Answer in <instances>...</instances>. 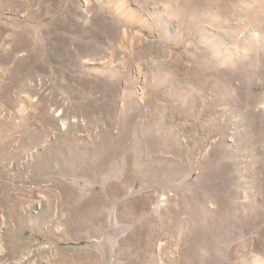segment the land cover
I'll return each instance as SVG.
<instances>
[{
	"label": "rangeland",
	"instance_id": "374dc122",
	"mask_svg": "<svg viewBox=\"0 0 264 264\" xmlns=\"http://www.w3.org/2000/svg\"><path fill=\"white\" fill-rule=\"evenodd\" d=\"M169 5L0 0V264H264V39Z\"/></svg>",
	"mask_w": 264,
	"mask_h": 264
},
{
	"label": "bare ground",
	"instance_id": "6f19581e",
	"mask_svg": "<svg viewBox=\"0 0 264 264\" xmlns=\"http://www.w3.org/2000/svg\"><path fill=\"white\" fill-rule=\"evenodd\" d=\"M193 1H195V0H190L189 4L185 3L186 5H183V4H178L177 3V0H167L168 4L172 5L171 7L169 5L170 10H169L168 14H170V16H171V12L174 9V11L172 12L171 18L172 17H174V18H185V21H183L181 23L182 24L181 27L183 29L182 30V36L185 39L194 40L196 43H198V45H203V49H204V52L203 53H205L206 50H207V54H204L203 56L206 55V57H208L210 61L213 60L215 62V65L216 64L217 65H220V64H223V63H226V62H229L230 63L231 60L229 59L230 57L227 56V53L228 52L226 53V52L222 51L221 48H219L218 45H215L213 47L211 46L212 48L210 47V44L211 43L208 42L209 39H208V37H206L209 32L206 33L205 30H207V31L211 30L212 27L210 26V24L212 25V21L213 20L214 21H217V22L219 20H221L223 22H221L219 24L224 23L225 24V27L226 26L227 27H231L232 29H234V31L237 32L236 38H234L233 40L231 39L232 40V43L231 44H233V47L232 46L231 47H232L233 51H231L230 49H228L229 51L232 52V55L234 56V58H236V60L237 59H240L241 60L240 54L242 53V50L247 49V48H248V50H252L254 48V45L253 44L256 41L255 40V38H256L255 34L259 33L263 37V39H264V35H262L264 32L263 33L261 32V29L262 28H260V27H257V28L252 27L251 29L248 28L249 30L248 29H242V28H239L240 27V24H241V23H239V19L236 18L238 20V22L236 20H234V23L232 22L233 21V15L226 14L225 13V9H227V6H228L227 4H228L229 0H205L204 7H203L204 13L203 12L202 13L198 12L197 11L198 9L196 10V12H194L191 9V4H192ZM233 1H235V0H233ZM236 1L238 2L239 0H236ZM247 6L248 5L243 4L241 6V10H244V11L247 10ZM169 7L167 6V9ZM213 8H215L217 10L215 12H211V10ZM252 9H253V11H255V13L260 12V13L264 14V8H257V7L255 8V7L252 6L251 7V11H252ZM201 15H203L205 17H209V18L207 19V18L201 17ZM192 20L194 21L195 24L199 25L198 26V32L197 33H195V32L194 33H191V31L186 27L188 25V23L190 21H192ZM215 26L216 25H214V27ZM246 27H247V25H246ZM221 31H222V28H221ZM202 33H204L203 36H201ZM205 34H206V36H205ZM220 35H221V33H220ZM260 43H261V41H260ZM194 45H196V44H194ZM259 45L262 46V49L264 48V44L262 45V43H261ZM193 60L196 61V58L193 59ZM205 87L209 88L211 86L208 87L206 85ZM207 88H204L201 91L202 92H205V91H210L211 90V89H207ZM3 139H4L3 138V135L0 134V141H3ZM0 144H2V146H3L5 143H0ZM9 145H10V143H9ZM3 221H4L5 224H10L11 221H12V219L11 218H7V219H5Z\"/></svg>",
	"mask_w": 264,
	"mask_h": 264
}]
</instances>
